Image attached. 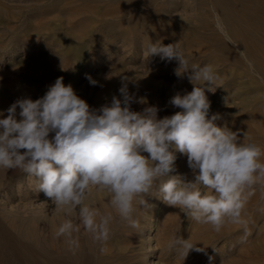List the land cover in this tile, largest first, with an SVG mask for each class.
Instances as JSON below:
<instances>
[{"label":"rangeland","instance_id":"obj_1","mask_svg":"<svg viewBox=\"0 0 264 264\" xmlns=\"http://www.w3.org/2000/svg\"><path fill=\"white\" fill-rule=\"evenodd\" d=\"M150 43H177L189 67L212 65L219 79L205 89L209 115L219 113L217 126L264 151V0H0V118L19 99L42 98L60 77L98 110L123 99L122 76L132 111L155 106L158 119L171 116L181 111L171 98L193 89L191 70L177 76L178 62L149 55ZM175 155L177 173L194 180L186 156ZM37 179L0 168V264H264V180L245 193L242 222L220 232L163 202L159 182L145 197L152 207L135 214L138 229L118 217L109 193L92 187L85 203L113 214L111 235L101 254L81 227L73 254L53 238L65 215L38 192ZM178 237L204 251L185 258L170 247Z\"/></svg>","mask_w":264,"mask_h":264},{"label":"clouds","instance_id":"obj_2","mask_svg":"<svg viewBox=\"0 0 264 264\" xmlns=\"http://www.w3.org/2000/svg\"><path fill=\"white\" fill-rule=\"evenodd\" d=\"M148 54L176 60L177 76L191 70L188 79L193 89L171 98L170 103L181 109L171 116L158 119L155 106L132 111L134 97L125 83L129 78L122 76L123 99L113 96L110 105L98 110L91 109L60 77L42 98L19 99L6 110V118H0V168L38 178V192L55 205L54 211L63 210L65 215L53 238H64L73 254L80 248L79 236L74 234L81 227L101 245V254L111 235L113 214L85 203L92 187L109 193L118 217L138 229L135 214L152 207L145 197L159 182L163 202L220 232L225 223L242 222L245 193L254 194V187L264 180L261 147L244 144L237 132L217 126L219 113L209 115L205 89L213 91L219 79L213 66L189 67L177 43H150ZM87 79L97 84L91 76ZM194 81L202 83L197 86ZM50 133H54L51 138ZM176 152L186 156L194 180L177 173ZM170 247L178 248L185 258L190 251H204L180 237Z\"/></svg>","mask_w":264,"mask_h":264},{"label":"bare ground","instance_id":"obj_3","mask_svg":"<svg viewBox=\"0 0 264 264\" xmlns=\"http://www.w3.org/2000/svg\"><path fill=\"white\" fill-rule=\"evenodd\" d=\"M238 3V2H237ZM241 17V16H240ZM258 48H261L263 51H264V46H262L261 47V45L260 46H258Z\"/></svg>","mask_w":264,"mask_h":264}]
</instances>
